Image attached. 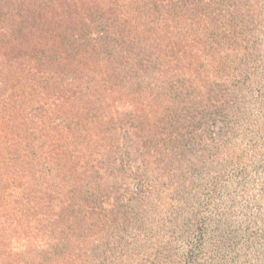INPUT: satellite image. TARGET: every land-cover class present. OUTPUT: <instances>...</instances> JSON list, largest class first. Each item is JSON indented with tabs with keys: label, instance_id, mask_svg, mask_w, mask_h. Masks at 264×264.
Masks as SVG:
<instances>
[{
	"label": "trees",
	"instance_id": "16d2710c",
	"mask_svg": "<svg viewBox=\"0 0 264 264\" xmlns=\"http://www.w3.org/2000/svg\"><path fill=\"white\" fill-rule=\"evenodd\" d=\"M262 180L264 0H0V264H255Z\"/></svg>",
	"mask_w": 264,
	"mask_h": 264
},
{
	"label": "rangeland",
	"instance_id": "374dc122",
	"mask_svg": "<svg viewBox=\"0 0 264 264\" xmlns=\"http://www.w3.org/2000/svg\"><path fill=\"white\" fill-rule=\"evenodd\" d=\"M178 124H180V117L176 118ZM208 132L212 135L218 132L219 125H210L208 127ZM174 132L177 130H173ZM180 132V131H179ZM40 161L43 160L46 151L39 149ZM264 182V180H262ZM262 191H264V184L262 186ZM135 192V187L133 183L128 184L127 193L124 192L126 197L133 195ZM119 195H123L120 192ZM119 195L113 194L110 198L111 203L118 198ZM107 206V204H105ZM204 228L196 225L195 229L188 228L182 233L179 232H168L167 236L163 238L164 244L166 245V262L165 264H192L190 257L197 250L200 252L198 257H200L207 264L212 263V258L210 257L211 248L208 245V236L202 235ZM40 236V235H39ZM39 236L37 238H39ZM54 245L50 244L48 241H41L40 239H34L29 245H24L23 242L16 248L22 253V261L31 262L34 264H48L55 260V255L52 252ZM186 254V256H185ZM33 258H35L33 260ZM16 264V263H14ZM255 264H264V254L258 255L256 257Z\"/></svg>",
	"mask_w": 264,
	"mask_h": 264
}]
</instances>
